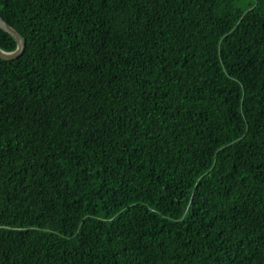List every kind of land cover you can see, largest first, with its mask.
<instances>
[{
	"label": "trees",
	"instance_id": "obj_1",
	"mask_svg": "<svg viewBox=\"0 0 264 264\" xmlns=\"http://www.w3.org/2000/svg\"><path fill=\"white\" fill-rule=\"evenodd\" d=\"M0 15V264H264V0Z\"/></svg>",
	"mask_w": 264,
	"mask_h": 264
},
{
	"label": "water",
	"instance_id": "obj_2",
	"mask_svg": "<svg viewBox=\"0 0 264 264\" xmlns=\"http://www.w3.org/2000/svg\"><path fill=\"white\" fill-rule=\"evenodd\" d=\"M0 28L8 32L16 41V48L6 51L0 48V58L5 60H13L21 55L25 47L24 37L9 23H7L0 15Z\"/></svg>",
	"mask_w": 264,
	"mask_h": 264
}]
</instances>
